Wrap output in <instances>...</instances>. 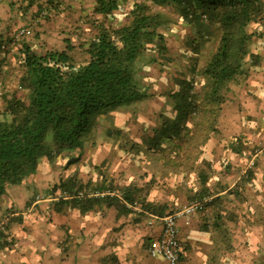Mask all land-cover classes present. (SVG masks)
I'll use <instances>...</instances> for the list:
<instances>
[{
    "label": "trees",
    "instance_id": "16d2710c",
    "mask_svg": "<svg viewBox=\"0 0 264 264\" xmlns=\"http://www.w3.org/2000/svg\"><path fill=\"white\" fill-rule=\"evenodd\" d=\"M34 2L59 12L71 9V1L65 9H61L65 0L31 1ZM84 2L74 0L72 3L80 5L82 20L74 32V42L70 35L61 42L53 40L42 44L37 41L42 45L34 47L35 44L30 43L31 34L20 38L23 41L19 63L22 72L18 87L22 94L15 88L4 91L6 84H0V203L9 186L20 185L37 171L41 159L67 155L70 157L66 166H69L80 162L88 148L90 152L95 151L98 145L95 130L100 119L143 97L139 80L144 64L142 58L146 59L145 65L161 64L168 53L165 33L172 25L183 22L195 31L187 40L193 55L200 53L207 43L211 44L203 63L190 68L201 78L199 87L194 76H175L176 87L173 85L168 91L172 113L162 114L160 124L144 135L141 142L131 140L126 150L137 154L143 151L152 156L159 154L162 163L168 160L170 165L180 167L166 158L168 149L176 150L181 162L194 161L199 167L202 190L189 199L208 197L212 193L206 185V173L212 171L214 163L213 152L212 155L207 152V142L216 138L221 141V115L228 102L239 99L234 87L248 78V66L263 64L259 53L251 49L256 32L250 27L264 24V0H138L121 21L117 20L120 0H92L91 10ZM169 11L176 18L167 13ZM149 49L155 53L147 55ZM74 50L78 54L72 52ZM195 120L199 123L190 127V122ZM104 132V137L109 139L122 137L120 127L107 126ZM247 146L246 136L236 134L225 147L243 155ZM252 162L250 171L254 172L258 160ZM104 164L105 161L101 163ZM248 176L237 185L244 186L251 181L252 177ZM105 186L103 180L84 182L72 176L55 183L47 190V195H55L57 201L77 207L81 213L104 206H117L130 212L113 194L78 196L79 191L88 187L101 192ZM112 187H109L110 192H113ZM114 188L122 191L125 199L135 201L129 188ZM241 195L239 188L223 196L216 195L197 212L203 218L204 228L211 232L207 264H220V256L232 249L231 231L233 227L237 229V221L245 211L251 213L247 215L248 219H253L250 226L264 225L263 207L254 217L256 212L248 205L231 203V207L224 202L225 199L247 201ZM164 205L149 213L162 215L168 210ZM142 207L148 210L146 203ZM240 220L244 226H249V221ZM232 221L235 225L231 226ZM184 250L181 246L179 264L184 259Z\"/></svg>",
    "mask_w": 264,
    "mask_h": 264
},
{
    "label": "crops",
    "instance_id": "0c3cea01",
    "mask_svg": "<svg viewBox=\"0 0 264 264\" xmlns=\"http://www.w3.org/2000/svg\"><path fill=\"white\" fill-rule=\"evenodd\" d=\"M31 1L38 0L0 1V84L3 81L6 84L4 91L12 88L10 82L17 78L15 66L19 67L23 41L22 39H19L20 42L14 41V35L19 28H30L31 34H36L34 38L36 42L33 39L30 43L38 47L44 42L48 43L49 37L57 42L59 41L57 36H62L61 41H63L65 36L71 35L74 42V32L82 21L80 5L72 4L74 0H65L61 9L67 8V3L70 1L71 9L64 12L50 10L48 7L43 8L41 2L31 3ZM52 24L53 28L48 30ZM51 32L53 35H48ZM43 34L49 37L44 40ZM37 41L42 44H38ZM51 42L53 41L49 43ZM258 104L247 111L248 121L244 118L239 120V123L234 122V116L231 115L235 113L234 110L231 113L223 111L219 125L223 136L221 141L219 138L208 140L207 152L209 155H212V152L217 154L218 160L224 162L225 170L230 171L226 173L230 174L234 181L228 183L214 172L206 173L208 177L206 185L212 194L202 200L209 201L216 195L223 196L227 191H236L239 188L241 196L246 199L250 197L248 193L251 194L253 190L255 194H260L261 204L258 208L264 207V104L262 101ZM0 105H2L1 98ZM244 128L248 129L246 133L248 146L242 155L225 146H228L236 134L244 136L242 134ZM61 157L68 159L70 156L62 155L55 161ZM255 159L258 160V164L255 171L251 172L252 161ZM74 165H69L67 168ZM232 169L238 172H233ZM55 174L61 175L59 177L55 175L57 179L54 177V180L56 179L54 183L50 182L53 176L48 175V172L45 174L35 172L20 185L7 188L5 198L0 203V264H166L164 259L153 258L147 251V240L158 233L160 222L156 220L154 225L146 226L141 219L146 214H152L149 213L151 209L163 206L164 203L168 210L180 205L170 206L168 202L155 201L147 197L146 193L134 191V188L139 189L134 185L125 183L114 186V183L109 180L102 179L107 189L113 186L111 188L115 193L113 195L130 212L122 211L117 206H104L81 213L77 207L57 201L55 195H47V190L52 189V186L60 180H67L72 176H77L84 182H87L90 177L86 181L78 172L73 171L55 172ZM248 175L252 177L251 181L246 182L244 186L237 185L239 179ZM92 180H96V177ZM198 185L200 188L197 191L202 190L200 181ZM114 187L120 189L127 187L132 190L135 200H139V208L129 207L127 202H133L125 199L123 192ZM225 200L227 204L233 205L238 202L230 203L227 199ZM145 203L148 206L147 211L142 207ZM240 203L249 206L248 199ZM243 221H249V226H244V223L238 219L237 229L233 227L231 231L232 249L224 251L222 257L220 256V264H249V260H251L250 264H264L260 262H264V259L259 260L260 253L264 249V225H258L259 228L256 225L250 226L253 219L247 218ZM230 224L235 225L233 221ZM178 229L181 245L185 249L184 259L180 264H207L211 248V232L204 228V221L200 214L193 215L189 224L180 220ZM239 240H242L241 245L234 243ZM238 247L246 255H240ZM235 255L238 256L235 257ZM246 257L251 258L246 259Z\"/></svg>",
    "mask_w": 264,
    "mask_h": 264
},
{
    "label": "rangeland",
    "instance_id": "374dc122",
    "mask_svg": "<svg viewBox=\"0 0 264 264\" xmlns=\"http://www.w3.org/2000/svg\"><path fill=\"white\" fill-rule=\"evenodd\" d=\"M137 1L138 0H120L121 10L117 12V20H124V14L128 12L130 7ZM91 2L92 1L88 0L84 2L85 6L90 8V10ZM167 13H170V11ZM170 14L176 18L173 13ZM174 25H172L165 33V41L168 47V53L165 57L166 59L162 60L161 64L151 63L145 65L146 59L142 58L144 64L141 65L139 80L141 82L140 90L143 93V97L139 101L134 102L129 106L122 107L115 112L113 111L100 119L99 125L95 130L98 135V145L95 151L90 152L89 149L91 148H88L85 151L83 159L78 162V164L72 166L73 168L70 167L69 169L65 163L67 159L61 157L55 161L56 158L52 160L43 158L40 160V165L36 172H43L44 174L45 172H48V175L51 174L50 176H53L50 181L51 183H54L57 179L56 177L61 175H56L55 172L71 171L78 172L81 178L86 181L89 177L91 180L95 177L96 180H100L101 177V180H109V182L114 183V186L117 184L121 186L122 184L127 183L128 185H134L136 188H139H134V191L137 190L142 194L146 193L147 197H150L155 201L168 202V205L170 206H182L183 204L191 201L189 196H193L200 188V185H198L200 180L197 177V169L199 167L196 165V162L194 163V161L190 160H183V162H181L179 157H177L176 150L173 149L167 150L166 158H170V161L173 160L180 165V167H177L175 164H173L174 166H172V164L170 165L168 160L167 162L162 163V157H160L159 154L152 156L143 151L137 154L135 151L126 150L127 146H131V140L135 142H138L139 140L141 142L144 135L150 134L153 128L160 124L162 114L170 111L172 113V102L168 97V91L171 89V86L174 85L176 87L174 83L175 76L185 75L188 78H192L194 76L197 88L201 82L200 76L195 72L194 74L190 68L193 64H197L199 66L203 63L207 51L211 48V44L207 43L200 53L193 55L187 45V40L195 33L194 28L185 22L175 26ZM52 28L53 24L50 28H48V30ZM250 30L256 32V37L254 38L251 49L253 52L259 53L263 64L262 66L260 65V67H254L251 65L248 66V78H244L237 85L238 87H234L238 93L239 99H236L234 102H228L226 109H224L226 113H231L232 110L235 111V113H231V115L234 116L233 120L237 123H239V120L244 118L245 121H248L246 117L247 111L253 105H259L257 99H259L260 104L261 101L262 104H264V24H253L250 27ZM52 32L48 35H53ZM35 36L36 34L32 33L29 37L33 40ZM47 37L49 36L43 34L44 40ZM57 37L61 42L63 37ZM53 40L55 39L53 38ZM53 40L49 37V42ZM72 52L78 54L77 50ZM154 53L155 52L150 49L147 51V55ZM15 71V77L17 78L12 80L10 85L12 89L15 88L14 90H19L18 93L22 94V91H20L18 87V73L20 74L22 70L20 67L15 66ZM195 121L196 122L191 121L189 126H196L199 121ZM241 124L244 127V123L242 122ZM107 126L120 127L122 130V137L119 139H114V137L110 139L104 137V130ZM247 130L248 129L244 128L242 131L244 136H247ZM235 131L236 128L234 132ZM236 158L238 159L239 157ZM211 160H213L214 164L213 169L210 172H214V174L216 173L218 176L220 175L219 178L225 182L229 183L230 181H234L230 177V174L226 173L230 171L225 170L224 162L218 160L215 152H213ZM103 161H105V164L101 165ZM232 171L238 172L233 169ZM54 177L56 178L55 180ZM211 183L213 184V179H211ZM105 188L107 190V187ZM97 189L98 188L94 189V187H88L84 191L93 192ZM253 192L251 194L248 193L250 197L247 199L252 211L256 212V216L254 217H257L260 211L258 206L261 204V197H259L260 194L257 195ZM138 201L139 200L133 201L137 203V208H139ZM225 204L227 203L225 202ZM234 204L243 206L240 202H236ZM229 205L231 206L232 204ZM168 211L169 210H166V212ZM249 214L251 213L245 211V213L241 215L240 219H247V215ZM150 219V214H146L141 221L144 222L143 225L151 226L152 224L149 223ZM234 243L241 245L242 240L235 241ZM263 251L264 249H262L260 256L258 255L260 257L259 260L264 259ZM243 252L242 249L239 248L240 255H246V253ZM237 256L235 255V257ZM250 258L251 257H246V259ZM250 263L251 260H249V264Z\"/></svg>",
    "mask_w": 264,
    "mask_h": 264
},
{
    "label": "built area",
    "instance_id": "2783aa9c",
    "mask_svg": "<svg viewBox=\"0 0 264 264\" xmlns=\"http://www.w3.org/2000/svg\"><path fill=\"white\" fill-rule=\"evenodd\" d=\"M31 34V29L28 27L19 28L14 35V41L19 40L22 36ZM107 194H115L109 189L90 191H79L78 196H105ZM207 200H192L183 204L174 210L168 211L162 215L150 214V224L154 221L160 222V230L154 235L147 246L148 254L153 258H162L166 264H179L181 242L179 238L178 222L184 220L186 224L190 223L191 217L197 212L204 209V204ZM131 208H137L136 202H127Z\"/></svg>",
    "mask_w": 264,
    "mask_h": 264
}]
</instances>
